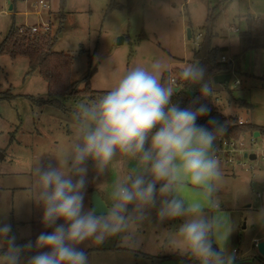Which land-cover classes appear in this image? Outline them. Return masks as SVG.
<instances>
[{
    "label": "rangeland",
    "instance_id": "obj_1",
    "mask_svg": "<svg viewBox=\"0 0 264 264\" xmlns=\"http://www.w3.org/2000/svg\"><path fill=\"white\" fill-rule=\"evenodd\" d=\"M41 1L0 0V42L12 25L47 27L54 39L52 49L73 56L71 80L84 86L91 57L95 71L90 86L107 91L137 65L150 67L159 60L172 71L192 63V51L203 38L212 9L211 44L223 47L219 56H225L230 65L225 72L231 73L228 82L216 86L217 110L226 124L242 119L264 126V36L257 39L263 45L253 46L255 38L241 39L236 31L243 28L245 15L264 16V0ZM7 92L15 96L0 98V225L11 224L20 241L52 231L43 227L42 210L33 202L32 169L39 159L46 162L69 150L76 136L72 113L78 104L92 102L67 99L62 108L45 102L47 83L37 71H29L25 56L0 55V94ZM239 99L248 104L239 105ZM219 145L222 181L213 197L217 206L209 205L208 214L221 217L224 229L230 230L224 247L238 257L234 264H264L256 248L264 237V136L246 132L233 145L217 137ZM135 169L136 161L121 164L118 157L106 172L98 173L89 162L85 207H91L95 197L110 203L113 185ZM182 195L189 202L198 198L192 188ZM151 216L152 221L130 224L139 241L136 247L119 237L102 246L91 241L80 245L89 264H198L174 243L182 221L161 223L155 210Z\"/></svg>",
    "mask_w": 264,
    "mask_h": 264
},
{
    "label": "clouds",
    "instance_id": "obj_2",
    "mask_svg": "<svg viewBox=\"0 0 264 264\" xmlns=\"http://www.w3.org/2000/svg\"><path fill=\"white\" fill-rule=\"evenodd\" d=\"M167 69L159 60L150 67L137 65L99 100L77 105L72 113L76 136L69 150L46 162L39 159L32 169L33 202L42 210L43 227L52 231L40 232L34 243L18 244L11 224L0 225V264H23L33 249L37 254L26 264H89L80 245L91 241L102 246L119 237L136 247L139 241L130 224L152 221V210L161 223L182 221L174 243L198 264H234V253L224 247L230 230L221 217L208 214L209 205L217 206L213 197L222 181L216 140L227 126L215 119L208 121L210 128L197 124L210 112L199 98L186 108L173 103L183 88L174 80L162 82ZM205 71L198 63L180 71L185 84H200L201 97L213 93ZM118 157L121 164L136 161L137 169L113 185L110 203L102 209L94 203L85 207L89 162L104 173ZM188 188L198 197L191 202L182 195Z\"/></svg>",
    "mask_w": 264,
    "mask_h": 264
},
{
    "label": "trees",
    "instance_id": "obj_3",
    "mask_svg": "<svg viewBox=\"0 0 264 264\" xmlns=\"http://www.w3.org/2000/svg\"><path fill=\"white\" fill-rule=\"evenodd\" d=\"M212 9L209 10L206 17L205 33L199 45L192 51L193 61L192 63H198L205 68V82H210L213 89V93L208 97H201L200 84H185L180 78V69L172 71H164L162 73V82L170 80V76L175 74L176 85L183 88L182 91L177 92L173 97V103L179 104L181 108L188 107L193 100L199 98V104H205L210 109L208 115L198 118L197 124L205 127H211L208 124L210 119H215L221 124L227 126V131L224 135H220L228 142H235L239 137L246 132L253 135L254 131H259L261 136H264V126L257 125L251 122L246 123H229L226 124L222 121V116L218 112L214 103L215 89L212 84V76L216 73L225 72L230 67L228 62H221L219 52L223 47L213 46L211 44V38L214 36L213 32V19L215 13L212 15ZM244 22L243 28H238L236 31L239 38L250 39L255 38L256 43L253 46L263 45L257 42V39L264 36V16L254 17L245 15L242 19ZM20 26L12 25L6 32L4 38L0 42V55H8L12 58L17 56H25L28 58L29 71H37V73L46 81L48 88L49 98L45 102L57 106L63 107L62 100L79 101L86 99L90 102L99 100L107 90H95L92 89L89 83V79L95 71V67L91 65V57L89 58V70L88 74L84 78V86L78 87V82L71 80V68L73 64V56L71 54L55 51L52 49L53 36L49 28L46 30L40 29L31 31L30 28L23 29ZM245 49L246 47L243 46ZM10 92L0 94V98H11ZM26 98L32 99L31 96ZM239 105L248 103L243 100H238ZM199 104L195 105L198 107ZM218 115V119L215 118ZM28 240H32L33 243L36 240L35 236L28 237L16 241L18 244L26 243ZM213 247H217L213 244ZM43 251V250H40ZM37 254L36 250L26 253L23 257V264H26L27 258L31 255Z\"/></svg>",
    "mask_w": 264,
    "mask_h": 264
},
{
    "label": "water",
    "instance_id": "obj_4",
    "mask_svg": "<svg viewBox=\"0 0 264 264\" xmlns=\"http://www.w3.org/2000/svg\"><path fill=\"white\" fill-rule=\"evenodd\" d=\"M11 8V6L9 7ZM231 78V73L230 72H220V73H216L212 76V84H216V85H222L225 84L226 82H228ZM215 118L218 119V115H215ZM260 133L259 131H254L253 132V137L259 136ZM247 154L244 153V156H246ZM250 158H254L255 155L254 154H250L249 155ZM95 204L98 208L102 209V204L104 203L103 200L99 197H95L93 198L92 204ZM256 248L258 250V252L264 256V239L261 241H258L256 243Z\"/></svg>",
    "mask_w": 264,
    "mask_h": 264
},
{
    "label": "built area",
    "instance_id": "obj_5",
    "mask_svg": "<svg viewBox=\"0 0 264 264\" xmlns=\"http://www.w3.org/2000/svg\"><path fill=\"white\" fill-rule=\"evenodd\" d=\"M40 4H43L42 3V1L40 0V2H39ZM22 29L21 30H23L24 28L23 27H21ZM44 30H46L47 29V27H44L43 28ZM30 30L31 31H35V30H37V28L36 27H30ZM220 61L221 62H225L226 61V59H225V56H220ZM170 80H174L175 82H176V79H175V76H173V75H171L170 76ZM244 121L242 120V119H238L237 120V123H239V124H241V123H243ZM218 139H219V142L220 143H223L224 145H229V144H231V145H233L234 144V142H228L227 140H225L224 138H222L221 136H218ZM218 151L217 152H219V150L221 151V145H219L218 147ZM217 155V154H216ZM218 156V155H217ZM257 243V242H256ZM236 252V251H235Z\"/></svg>",
    "mask_w": 264,
    "mask_h": 264
},
{
    "label": "crops",
    "instance_id": "obj_6",
    "mask_svg": "<svg viewBox=\"0 0 264 264\" xmlns=\"http://www.w3.org/2000/svg\"><path fill=\"white\" fill-rule=\"evenodd\" d=\"M255 17V16H254ZM257 17V16H256ZM216 86H219V85H216V84H213V88L216 89ZM264 239V237L262 238V240ZM261 241V240H260ZM238 251L236 250L235 253H237ZM235 258H238L237 256H235Z\"/></svg>",
    "mask_w": 264,
    "mask_h": 264
},
{
    "label": "flooded vegetation",
    "instance_id": "obj_7",
    "mask_svg": "<svg viewBox=\"0 0 264 264\" xmlns=\"http://www.w3.org/2000/svg\"><path fill=\"white\" fill-rule=\"evenodd\" d=\"M243 123H245V122H243Z\"/></svg>",
    "mask_w": 264,
    "mask_h": 264
}]
</instances>
